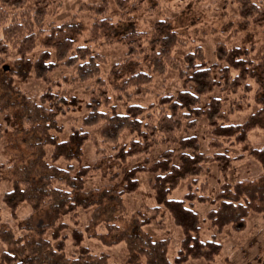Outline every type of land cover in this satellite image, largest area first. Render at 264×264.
<instances>
[{"label":"trees","instance_id":"trees-1","mask_svg":"<svg viewBox=\"0 0 264 264\" xmlns=\"http://www.w3.org/2000/svg\"><path fill=\"white\" fill-rule=\"evenodd\" d=\"M110 1L120 13L119 20L110 16L109 0H100L90 6L93 16L89 27L74 16L44 28L46 12L57 0H0V63L7 58L4 49L11 46L16 55L12 65L18 75L29 73L33 66L38 74L46 73L61 62L65 67H75L77 76L81 74L84 81L94 82L88 88L84 105L78 98L66 99L56 93H47L41 97L42 103L36 104L15 94L6 82L9 69L1 70L0 106L7 108V124L16 122V132L20 131L22 136L36 134L28 138H35L28 144L32 156L20 155L9 166L0 164V180L8 179L12 184L2 201L11 208L12 216L20 203H25L30 211L19 222L20 228L17 225L18 230L26 231L24 235L15 236L11 228L0 230V240L6 245L0 252V264H109L106 255L91 254L80 246L83 235L80 229L73 231V246L78 247L76 257L67 258L62 243L52 245L51 241L57 239L55 218L67 215L73 220L78 208H92L84 234L106 246L123 243L127 264L211 260L220 250L221 245L215 239H200V219L190 206L193 200L203 202L209 197L196 195L191 187L181 199L169 198V194L181 181L199 176L209 158L200 150L197 137L188 132L189 127L196 128L199 117L206 119L213 137L211 144L215 146H219L218 138H226L246 147L248 132L264 129V48L260 57L253 60L245 45L231 48L219 45L216 54L221 66L208 65L201 49L196 48L184 55L182 68L172 54L180 39L171 18L157 16L150 26L143 28L134 16L143 9L152 12L161 2L171 0ZM233 1L238 5L236 25L240 30H246L250 24L264 25V0ZM230 26L229 23L225 28ZM114 43L125 48L124 59L100 74L103 57L92 45ZM36 47L42 52L33 60L30 54ZM169 69L182 79V89L174 95H160L155 104L147 107L130 102L142 96L154 76ZM249 80L256 84L253 99L257 108L242 123H230L229 114L241 110L242 101L248 98ZM217 86L222 97H212L203 108L199 107L200 97ZM238 91L240 95L231 97ZM81 105L86 111L81 127L101 122L98 138L80 127L73 128L68 139H58L54 132H61L62 127L56 116ZM183 123L187 126L186 134L178 138ZM4 129L0 128V135ZM122 131H127L130 139L119 144ZM88 140L95 143L99 156L91 164L83 159L82 147ZM101 142L112 144L109 154L100 147ZM172 145L177 146L176 152L174 147H168ZM160 146L165 149L151 158L152 149ZM249 154L260 163L262 173L253 179L226 183L211 198L214 207L207 211L205 220L217 232L227 226L241 230L251 213L264 218V146L249 149ZM21 158L25 161L23 166L19 164ZM211 160L225 169L230 158L225 153H215ZM59 161H63V167L58 165ZM141 173L148 175L155 205L144 206L138 215L126 220L123 196L137 190ZM98 174L106 184L84 192V180ZM160 210L170 215L183 236L173 263L166 257L168 241L153 239L142 228ZM121 219L124 227L119 225ZM47 230L52 233L46 235Z\"/></svg>","mask_w":264,"mask_h":264},{"label":"rangeland","instance_id":"rangeland-1","mask_svg":"<svg viewBox=\"0 0 264 264\" xmlns=\"http://www.w3.org/2000/svg\"><path fill=\"white\" fill-rule=\"evenodd\" d=\"M99 1L57 0L56 3L53 2V5L49 6L46 12L44 28H48L51 23L58 24L63 21H69L74 16L83 20L85 25L89 27L93 16L89 10ZM252 1L257 3L258 0ZM109 2L111 8L110 16L114 20H119L121 16L117 7L113 1L109 0ZM84 4L86 5L85 9L83 8ZM134 16L137 17L138 24L140 26L143 25V28L150 26L157 16H169L171 18L180 39L172 54L175 62L182 68H184V55L196 48L201 49L205 61L210 66L215 63H218L220 66L222 65L217 60L216 54V48L219 45H224L226 48L245 45L249 51L250 58L253 60H257L260 57L261 51L264 48V25L250 24L246 30H240L236 25L239 19L238 5L233 0H171L161 2L159 7L152 12H146L143 9L141 12L134 14ZM229 23L231 26L226 29L225 25ZM82 38L83 36L80 40ZM92 47L103 57L102 60L100 59L102 63L100 74L105 72L114 62L123 60L126 51L119 43L100 47L92 45ZM4 52L7 54V58H4L3 63H0V74L2 69L5 71L9 69L6 82L9 83V87H11L15 94L27 97L36 104L42 103L41 97L47 95V93H56L66 99L75 97L83 105L88 100V88L92 87L94 82L84 81L81 79V74L77 76L75 67H65L61 62H58L54 68L48 70L46 73L38 74L33 66L29 73L18 75L16 74V66L12 65V62L16 59L13 48L7 46ZM41 52L42 49L36 47L30 56L35 60L36 56ZM249 83L251 89L247 93L248 98L242 101L241 107L243 105V108L241 110H236L229 114L228 121L230 123H242L257 108L253 99L256 84L253 80H249ZM180 89H182V79H180L176 71L169 69L162 75L154 76L151 83L144 87L142 96H136L130 102L147 107L151 103L155 104L160 95L167 93L174 95ZM2 93L0 91V94ZM240 94V91H238L237 93H232L231 97ZM212 97H222L219 86L200 97L199 107L203 108ZM119 108L120 111H123L122 105ZM63 112L59 113L55 118L57 124L62 127L61 132H54L60 140L68 139L73 128L79 129L81 127V119L86 115V111L82 105L80 108H71L67 112ZM7 114V108L0 106V128L4 129L6 126V129L0 135V164L9 166L20 155L22 157L26 156V158L32 156V154H29L31 150L28 144L35 141V138H28L36 133L23 134L24 136H22L20 131L16 132V122L10 121L11 124H7L8 120H5ZM97 123L98 121L93 125H89L90 127L81 128L98 138L101 122ZM186 127V123H183V127L178 131V138L186 134ZM188 130L190 134L197 137L200 150L209 158L203 164L199 176L193 178L195 180L187 178L181 181L171 190L169 198H183V195L190 191L188 190L189 187H191V191L196 195L209 197L203 202L193 200L190 206L196 211L200 219V239H215L220 243L221 247L211 260L188 259L182 264H264V218L262 215L249 214L241 230H235L231 226H227L220 232L214 230L205 220L207 211L214 207L210 201L211 198L214 197L224 184H233L240 180L253 179L262 173L260 163L249 154V149L264 146V129L255 128L250 130L247 134L246 147L242 144H234L232 140H227L226 138L217 139L219 146L212 145L211 141L213 137L204 117L198 118L196 128L189 127ZM129 139V133L122 131L118 143H127ZM46 147H49V145ZM100 147L104 148L107 154L112 150V144L110 143L104 144L101 142ZM168 147H174L176 152L177 146L172 145ZM82 149L83 159L86 164L93 163L99 157L96 153L95 143L92 140L86 141ZM164 149V146L152 149L151 158H155ZM47 153H50V149L47 150ZM215 153H225L230 158L228 166L225 169H222L216 160H211V157ZM24 162V159L21 158L19 161L20 166H23ZM62 164L64 165L63 161L58 162V165L61 167H63ZM9 172L10 170L7 171V174ZM138 181L137 190L123 196L126 220L138 215L144 206L153 207L155 205L153 192L148 185V175L144 173L139 174ZM84 182V192L89 191L91 188L97 189L99 186L106 184L99 174L88 177ZM11 188L12 184L8 179L0 180V230L11 228L15 236H20L24 235L26 231L18 230L20 228L19 222L24 220L30 214V211L25 203H20L14 211V216H12L11 208L2 201L4 193L10 191ZM160 211L150 224L144 225L142 228L153 239H166L168 241L166 257L170 263H173L183 236L170 215L164 210ZM91 212L92 208L87 210L78 208L75 212L77 218L73 219L75 221L71 220L67 215L56 217L54 220V230L57 239L51 241L52 245L62 243L65 256L67 258L76 257L78 247L73 246V231L80 229L79 231L83 233L80 246L86 248L89 253L106 255L109 264H127V251L123 243L106 246L98 239L88 238L84 234L83 229L88 222ZM64 225L67 228L63 229ZM119 225L124 227L122 219ZM55 227L56 229L58 228L57 233ZM51 233V230H47L46 235H50ZM5 246L0 240V252L6 248Z\"/></svg>","mask_w":264,"mask_h":264}]
</instances>
